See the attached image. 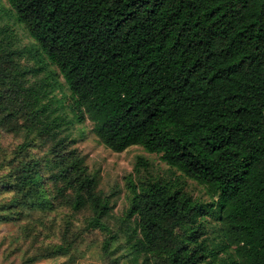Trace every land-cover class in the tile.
I'll return each instance as SVG.
<instances>
[{"label": "trees", "instance_id": "obj_1", "mask_svg": "<svg viewBox=\"0 0 264 264\" xmlns=\"http://www.w3.org/2000/svg\"><path fill=\"white\" fill-rule=\"evenodd\" d=\"M6 3L0 134L21 142L0 153V193L9 194L0 223L71 214L59 243L25 236L21 264L74 262L95 232L103 257L114 253L111 199L68 132L85 121L111 151L159 154L211 198L200 202L172 179L125 177L127 240L117 248L130 264H264V0ZM16 26L28 47L17 46ZM210 219L222 238L212 246Z\"/></svg>", "mask_w": 264, "mask_h": 264}, {"label": "rangeland", "instance_id": "obj_2", "mask_svg": "<svg viewBox=\"0 0 264 264\" xmlns=\"http://www.w3.org/2000/svg\"><path fill=\"white\" fill-rule=\"evenodd\" d=\"M1 1L8 7L6 0ZM15 29L17 46L23 48L32 44V39L22 26H16ZM26 59L29 65L34 64V61L25 55L23 60L26 61ZM43 74V72H40L37 76L40 78ZM59 80L62 81L60 77ZM63 90H66L65 86ZM55 93L58 97H61V92L57 88ZM63 111L67 114L68 120L72 116L71 112L67 111V107ZM70 126L68 132L76 139L75 145L84 154L87 166L92 172L96 173L98 188L111 199L113 215L108 224L119 239L111 246L114 253L108 256V261L101 254L100 246L103 236L95 232L85 237L80 247L83 251L82 256L74 262H69L67 256H60L52 260H43L38 264H130L129 258L126 256L128 250L117 248L118 245L125 246L127 240L123 230L127 218L125 177L129 175L134 181L155 177L176 180L192 198L200 202L211 201L205 186L169 167L161 160L159 154L149 153L140 146H131L122 152H113L98 141L91 130L92 124L90 122L73 123ZM19 142H21L20 137L0 134V153L9 154ZM138 158H142L145 165L137 164ZM8 198L9 194L0 193V202ZM70 217V211L61 207L48 214L36 212L30 220L20 223H0V264H21V253L17 251V248H22V250L25 248L24 242L26 240L23 239L25 236L27 240H36L37 243H59L58 236ZM206 228L207 232L204 236H206L209 246L219 243L222 238L218 232V222L210 219L206 223ZM5 255H8V257ZM220 255H224V253L220 252ZM116 259L118 262H116Z\"/></svg>", "mask_w": 264, "mask_h": 264}]
</instances>
